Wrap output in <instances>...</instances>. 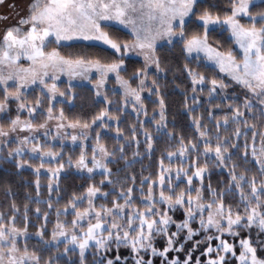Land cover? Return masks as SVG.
<instances>
[{
  "label": "snow or ice",
  "instance_id": "obj_1",
  "mask_svg": "<svg viewBox=\"0 0 264 264\" xmlns=\"http://www.w3.org/2000/svg\"><path fill=\"white\" fill-rule=\"evenodd\" d=\"M4 3L0 0V5ZM7 20L8 15L0 13V21ZM122 34L131 39L122 38ZM177 47L186 61L197 65H183L192 85V107L199 106L198 92L207 88L209 101H227L229 109L222 117L208 112L214 127L192 116L197 139L187 142L168 128L165 99L157 80L166 74L161 65L167 53ZM137 59H142L143 67L135 68L126 78L122 75L129 68L126 61ZM200 67L208 71H200ZM64 77L66 91L59 87ZM110 78L118 85L113 92L122 93L120 101L109 99L105 90ZM84 81L93 88L97 103L104 104L91 121L69 119L63 107L54 113V104L74 99L73 83L83 86ZM133 81L138 82L135 87ZM232 87L242 88L246 94L241 98L230 91ZM36 88L48 102L46 112L40 97L34 103L27 99L26 93ZM142 93L149 99L152 94L157 97L158 109H153L150 117ZM237 100L253 118L259 114L264 124V0H30L27 13L0 32V167H30L37 176V202L41 169L50 174V194L59 189V176L67 167H75L89 178L100 170L103 179L99 183L112 187L102 190L89 183L79 195L72 193L63 207L56 208L50 239L45 237L48 212L35 208V215H42L44 222L35 233H29L28 204L24 205V226L18 227L19 208L13 201L7 217L10 223L0 212V264H61L62 260L76 264L73 254H78L79 264H87L89 249L99 257L92 264H155L154 258H159L160 264H264V129L257 131V124L249 123ZM117 104L120 111L130 106L136 115L149 155L154 142L146 122L177 140L179 147L160 158L155 179L142 177L136 184L135 175L128 174L131 186H115L109 166L115 162L114 152L102 142L100 129L109 130L116 124L117 137L123 135L120 116L110 111ZM185 107L192 111L187 104ZM211 107L223 111L219 104ZM25 112L27 116H22ZM40 113L46 119L35 123ZM141 115L145 121L139 120ZM52 120L56 121L54 130L49 125ZM230 125L232 132L228 133ZM130 131L131 137L123 138L137 145L136 157L140 155L137 124L130 125ZM89 139L94 142L89 144ZM65 141L79 149L75 159L71 152L65 153ZM55 143L60 148H55ZM117 148L127 159L124 145ZM234 156L246 164L250 156L256 171H237ZM164 157L170 161L168 165ZM33 159L39 163L32 164ZM174 159L181 161L175 168L171 164ZM209 163L227 176L216 187L211 183ZM98 198L110 199V204L97 206ZM45 203L53 207L51 198ZM69 208L71 219L61 220V213ZM177 209L183 215L179 221L169 214ZM173 226L176 231L170 232ZM197 235L201 240H194ZM158 237L166 240L165 246L156 247ZM29 239L38 244L30 248ZM188 241H193L190 248L186 247ZM121 246L129 255H120ZM49 250L55 255L44 259L40 253ZM170 251L182 256H170ZM194 252L200 255L194 256Z\"/></svg>",
  "mask_w": 264,
  "mask_h": 264
},
{
  "label": "trees",
  "instance_id": "obj_2",
  "mask_svg": "<svg viewBox=\"0 0 264 264\" xmlns=\"http://www.w3.org/2000/svg\"><path fill=\"white\" fill-rule=\"evenodd\" d=\"M227 2V0H225ZM122 38L124 39H131L130 36H127L126 34H122ZM159 55H164L160 52L158 49ZM129 68L127 72L122 73L126 78L131 77V73L135 70V68L143 67L142 59H137L134 62H128ZM184 63H188L189 66L193 68H197V65L193 63L192 61H186L184 55L182 54L179 47L173 49L172 51L167 53V59L162 62V68L165 70L166 74H161L157 77L158 83L160 84V94L164 96L165 104H166V116L168 119V128L174 131L177 136L183 135L185 138V142H187L188 139H197V134L192 127L191 123V117L192 116H199L203 119V121L209 125V127H214L212 124V121L208 118V112L212 111L213 114L217 117H222L225 112H228L229 109L227 107V101L222 100H208V89L205 88L202 93L198 92V95L200 97L199 106L198 107H192L193 101H192V85L188 78L187 73L183 69ZM200 71L207 72V69H204L203 67L199 68ZM212 75H216L215 72L211 73ZM151 75H155V73H150ZM221 78V77H217ZM138 82L133 81V87L136 86ZM59 87L62 91L67 90V83L65 81H62L59 83ZM148 87H151V85H148ZM73 89L76 93L74 96V99L70 101L69 103L65 104H59L56 103L53 105V111L54 113H58L59 109L61 107L64 108L65 115L69 119H75L77 117L81 118L82 120H88L91 121V117L95 115L101 107H104L103 103H97L98 97L95 95V92L92 87L88 85L81 84H74ZM113 89H115L113 86L108 87L106 91L108 92L109 99L114 101H120L122 98V93L119 91L113 92ZM230 91H234L238 95L241 96V98L246 94L245 91L242 88L238 87H232L230 88ZM27 99L29 102L34 103L35 100L40 97L42 99V106L45 109L48 107V102L46 98L42 97L41 90L39 88H36L34 91H29L26 93ZM231 98V97H230ZM157 97L155 94H152L151 99L148 98L147 95H144V102L147 105L148 108V116H152L153 109H158V103H156ZM237 104H241V110L245 112V115L249 121V123H256L257 124V131L264 129V124L261 123L259 114H257L256 118H253L250 114H248L247 110H245L242 106L241 100L235 101ZM188 105L189 108H192V111L189 112L188 108L185 107V105ZM219 104L220 107L223 109V111H218L211 107V105ZM14 107V104H13ZM110 111L113 112L115 115L120 116L119 121V127L122 129L123 135L121 137H117L116 134V124H112L109 130L100 129L101 131V138L102 142L105 143L108 147V150L110 152H114L113 160L115 162H110L109 166L115 171V173H122L126 171L127 169H136L138 173L134 174L136 179L135 183L139 184L142 177H148L152 176L153 179H155L158 175V172L160 170V158L164 155L166 151H175L177 147H179L177 140L173 138H169L162 132H157L155 125L151 122H146L145 127L149 130V132L152 134L153 142H154V148L149 155L145 151V137L141 130H139L138 120L136 115L132 112L130 106L125 109L124 111L119 110V105H114L110 108ZM15 113L13 112V115ZM22 116H27V113H22ZM46 119V115L44 113H40L38 115V119H36L35 123H42ZM156 119H159V116H156ZM139 120L145 121L146 118L141 115L139 117ZM173 121H175L173 123ZM50 122V121H49ZM137 124L138 131L136 133L137 139H139L140 144L138 151L140 153L139 156L134 157L133 152L137 151V145L134 143H131L129 140H125L123 136L131 137V131H130V125ZM95 127H99L98 125ZM222 133L224 132L223 127H221ZM228 133L232 132V126L230 125L227 129ZM94 135V133H93ZM41 142L45 140V137H40ZM248 140L249 144L252 143L251 133L248 134ZM90 142H94L92 139L89 140ZM257 147H259V137H257ZM123 144L124 145V156L127 157V159H124L118 148L117 145ZM55 148H60L59 143H55L53 145ZM202 147V145H201ZM65 153L71 152L73 155V159L76 158L79 154L78 148H73L71 144H65L64 148ZM89 153L91 152V149H88ZM196 154L193 153V156ZM27 158V157H26ZM66 160V156L64 157ZM233 160L237 163V171L245 170V168H250L252 171H256V166L254 163L251 162V157L249 156V162L246 164L240 157L234 156ZM129 161L131 163L129 164ZM32 164H38V159H33L31 161ZM170 161L167 159V157H164V164L168 165ZM181 163L180 160L174 159L171 161V164L175 167L176 165H179ZM203 163V161H201ZM187 164H185V167ZM209 168L211 170V183L213 187H216L218 184V181L221 179H227V176L224 172L220 171L213 163H209ZM119 169V170H118ZM130 174V173H128ZM251 174V173H249ZM49 173L46 169H41L39 180H40V190H39V202L35 199L37 193H36V185L35 181L37 179L36 173L28 166H25V168L20 170H15L13 166L11 165H5L3 167H0V212H4L5 215V222L10 223L7 219L9 215H11L10 212V205L14 201L17 207L19 208V212L16 213L17 220L16 224L18 227H23V213H24V205L28 204V231L30 233H35L37 227L44 222V218L41 215L40 217H37L35 215V208L39 207L41 209V212H48V223L47 228L48 231L45 233V237L49 238L51 237V230L53 226L56 223L57 220V214H56V208L57 207H63L70 199L72 193H76L79 195L81 192H83L84 188L87 187L89 183H95L97 187L102 188V190H109L112 186L111 185H101L99 183L100 180L103 179V176L100 173H95V175H92L90 178L89 176L85 174H80L76 172L75 167H67L65 171H62L59 176V189L54 191L50 194L47 189V182L49 179ZM174 182H175V178ZM128 185L131 186L133 184V181L129 179ZM205 181H208V177L205 178ZM195 182V181H194ZM125 186V187H127ZM146 187V185H145ZM181 187H185V185L181 184ZM10 189V190H6ZM137 192V190L134 188V193ZM195 193H193L194 195ZM59 195L60 199L57 200L56 196ZM116 194L112 193V196L114 197ZM49 198L52 199L53 207L49 208L45 201H47ZM139 203V201H136ZM97 206L101 203L110 204V199H103L98 198L96 200ZM86 206V205H82ZM170 215L173 216V218L176 221H179L183 219V215L180 211V209H177L175 212H170ZM72 217L71 209L69 208V211L67 213H61L60 219L61 220H70ZM195 226V225H194ZM176 229L173 226L170 228V232H175ZM194 240H201V236L197 235L194 237ZM193 241H188L186 246H189L192 244ZM213 244H216L217 241H212ZM21 244H23L21 242ZM28 244L31 248L32 245L38 244V241L35 239H29ZM156 247L161 248L166 245V240L163 237H158L155 241ZM22 246V245H21ZM37 251H40L39 248L36 249ZM94 249H89L86 253V261L87 264H92L93 260H98V256H93ZM44 259H46L49 255H55L54 250H49L46 252L40 253ZM114 255V251L112 252ZM176 252L169 253L170 256L177 255ZM120 255L121 256H127L129 255V250L121 246L120 248ZM228 259H231L229 257ZM73 260L76 262V264H79L78 254H73ZM155 264H160L159 258H154ZM61 264H65V261L62 260ZM129 264H131V261H129ZM235 264V262H233Z\"/></svg>",
  "mask_w": 264,
  "mask_h": 264
},
{
  "label": "rangeland",
  "instance_id": "obj_3",
  "mask_svg": "<svg viewBox=\"0 0 264 264\" xmlns=\"http://www.w3.org/2000/svg\"><path fill=\"white\" fill-rule=\"evenodd\" d=\"M29 3H30V0H5V3L3 5H0V13L8 15V20L5 22V25L6 24L16 23V21L19 19V17L26 13ZM10 4H15L16 7L15 8H10L9 7ZM5 25H2L0 28L4 27L3 28V30H4L5 29ZM3 30L0 29V32H2ZM93 78L95 79V77H93ZM62 81H65L67 83V78L66 77L62 78ZM74 84H80V83L74 82L73 85ZM83 85H88V82L84 81ZM111 86H113L115 89L118 88V85L116 84V81L114 79H112V78H110L109 81L107 82V84L105 85V90L108 87H111ZM142 95H144V94L142 93ZM55 123H56L55 120H52V121L49 122V125L53 127V130H54ZM50 135H51V133H50ZM88 143L91 144L93 142L88 141ZM65 144H70V142L65 141ZM129 162H131V161H129ZM173 168H175V167L173 166ZM76 172H78L80 174H83L80 171H78L77 169H76ZM96 173H100V170H96ZM128 173L136 174L138 172H137L136 169H127L126 171H124L122 173H115V171L112 172V179L114 180L115 186L117 188L125 187V186L128 185V182H129ZM21 242L23 243V241H20V243ZM191 245L192 244H190L189 246H186V247L190 248ZM213 245H215V244H213ZM201 251H202V248H201ZM177 255H181L182 256V253H178ZM196 255H200V252H194V256H196ZM200 258H201V260L204 259L203 256H201Z\"/></svg>",
  "mask_w": 264,
  "mask_h": 264
},
{
  "label": "flooded vegetation",
  "instance_id": "obj_4",
  "mask_svg": "<svg viewBox=\"0 0 264 264\" xmlns=\"http://www.w3.org/2000/svg\"><path fill=\"white\" fill-rule=\"evenodd\" d=\"M18 11H19V10H18ZM19 12H20V11H19ZM26 13H27V11H26ZM26 13H25V14H26ZM25 14H23V15H25ZM17 15H18V14H17ZM23 15H22V16H23ZM5 22H6V21H0V27H1L2 25H5ZM3 28H4V27H2V28H0V29L3 30Z\"/></svg>",
  "mask_w": 264,
  "mask_h": 264
}]
</instances>
